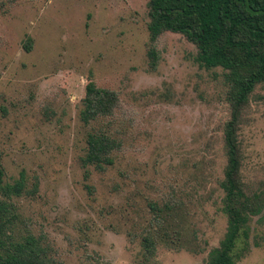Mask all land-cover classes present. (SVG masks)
Wrapping results in <instances>:
<instances>
[{
	"label": "rangeland",
	"instance_id": "1",
	"mask_svg": "<svg viewBox=\"0 0 264 264\" xmlns=\"http://www.w3.org/2000/svg\"><path fill=\"white\" fill-rule=\"evenodd\" d=\"M148 2L0 0L4 183L24 175V191L12 198L17 233L39 238L62 264H146L141 236L152 202L175 209L162 228L177 244H159L150 264H205L227 229L225 71L202 66L197 46L171 31L156 42L153 66ZM91 78L120 102L113 116L86 125L80 111ZM93 127L122 142L104 171L81 160ZM240 140L243 178L264 189V85ZM258 219L250 251L236 264H264V241L254 244L264 236Z\"/></svg>",
	"mask_w": 264,
	"mask_h": 264
},
{
	"label": "trees",
	"instance_id": "2",
	"mask_svg": "<svg viewBox=\"0 0 264 264\" xmlns=\"http://www.w3.org/2000/svg\"><path fill=\"white\" fill-rule=\"evenodd\" d=\"M148 30L152 65L157 62L155 44L167 32L184 34L198 49L197 61L207 68L221 67L227 85L226 100L230 119L224 126V147L227 163L220 182L223 190L222 211L228 225L220 244L209 252L205 264H236L251 248L254 231L252 221L264 223V189H251L242 174L243 154L240 131L246 121L251 98L264 85V0H149ZM32 39L25 41L30 51ZM120 98L115 90L100 87L91 78L85 86L80 111L81 120L89 125L114 115ZM84 167L104 171L115 162L122 142L104 128L93 127L86 137ZM3 153L0 149V264H62L51 249L33 234L17 233L20 214L14 195L25 189L21 176L14 184H5ZM31 193L33 191L31 190ZM154 213L150 226L142 233V262L150 264L158 245L175 247L177 242L164 230L163 224L174 216V208L156 202L150 204ZM264 236H256L255 246Z\"/></svg>",
	"mask_w": 264,
	"mask_h": 264
}]
</instances>
